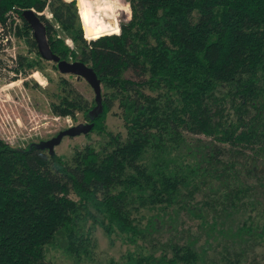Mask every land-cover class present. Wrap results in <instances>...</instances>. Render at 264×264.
Returning a JSON list of instances; mask_svg holds the SVG:
<instances>
[{
	"label": "trees",
	"instance_id": "16d2710c",
	"mask_svg": "<svg viewBox=\"0 0 264 264\" xmlns=\"http://www.w3.org/2000/svg\"><path fill=\"white\" fill-rule=\"evenodd\" d=\"M126 1L129 19L117 26L112 17H88L85 39L75 0H0V42L10 33L5 20L11 12L19 19L12 36L34 55L17 54L15 71L41 69L21 18L32 9L50 51L91 68L105 89L92 119L94 99L90 103L66 80L52 93L51 113L79 111L92 123L90 131L103 136L97 147L75 148L69 162L37 144L15 151L0 136V264H43L44 247L59 230L69 255L94 261V224L108 239L115 234L136 246L104 264H197L198 237L172 241L158 255L139 249L137 241L148 228L156 230L154 220L166 209L184 204L186 193L203 195L195 207L184 205L205 237L216 230L217 214L252 206L255 186L243 178H253L264 194V0ZM114 103L123 135L105 130ZM261 209L235 228L236 237L264 244ZM151 210L160 214H144Z\"/></svg>",
	"mask_w": 264,
	"mask_h": 264
},
{
	"label": "rangeland",
	"instance_id": "374dc122",
	"mask_svg": "<svg viewBox=\"0 0 264 264\" xmlns=\"http://www.w3.org/2000/svg\"><path fill=\"white\" fill-rule=\"evenodd\" d=\"M75 5L80 26L91 16L99 19L102 16L103 18L105 16L106 18H115L117 26L119 22L130 17V9L126 0H75ZM106 5H108L107 9H105ZM10 21L13 22L12 19ZM11 37L9 46L7 40L2 38L0 43L3 48L6 44L8 46L7 50H15L14 56L20 54L27 58L34 57L33 53L27 51L22 38ZM4 41L5 44H3ZM13 62L11 57L0 54V136L15 151H21L29 144L45 142L54 137L59 131L69 127L87 123L84 114L79 111L75 112L73 116H59L51 113L49 108V103L54 100L53 96L57 93L56 86L61 79L69 82L75 90L93 104L94 93L84 79L76 78L70 74H60L55 66H51L52 63L44 60L39 64L41 67L39 71H26V69L17 72L13 69ZM104 92L105 89L100 85L101 97H104ZM104 126L107 131L124 134L119 109L115 103L106 113ZM188 137L190 138L192 135H188ZM197 137L206 140L203 136ZM192 139L197 138L194 136L189 140ZM102 141V134L90 130L75 136L64 135L60 138L58 144L53 147L51 154L69 162L75 148H81L87 144L97 147L98 143ZM45 151L47 150L45 149ZM257 162L261 164L262 160L257 159ZM260 169H262L261 165L257 170ZM243 179L244 185L255 186L254 189L249 190L252 194V206L236 211L228 209L226 215L223 213L218 215L215 212L218 226L212 236H204L203 231L199 229V219L192 216L187 205H184L188 204L195 207V205H198L196 203L203 199V195L199 192L186 193L187 196L183 198L184 204H175L166 209L163 215L161 213V219L158 218V220H161L160 224L157 219L154 220L157 223L156 230L147 229L143 239L137 241V244L141 247L139 249L158 255L167 252V244L172 241L181 244L182 241H186L188 238L198 237V240L194 238L197 241L194 244V250L199 254L197 264H264V244H258L245 234L241 236V239L235 236V228L241 225L248 214L255 219L253 215L257 209L262 208L260 212L264 213V194L259 189L256 190V181L248 177ZM246 199L248 198H244L243 201H246ZM255 204L261 205L255 207ZM154 213L160 214V212L152 210L144 212L146 216ZM212 216L213 214L209 212L207 222H210ZM144 223H146V218L141 219V224ZM88 224H90L89 220L85 225L89 226ZM89 229L95 241L94 261L82 260L79 262L69 255L64 250V238L59 230L55 233L53 242L44 247L43 264H104L107 258L118 260L125 252L136 249V246L124 243L119 235L114 234L108 239L96 224L89 227ZM188 235L191 236L188 237ZM240 249H244V255H241V257L238 255Z\"/></svg>",
	"mask_w": 264,
	"mask_h": 264
},
{
	"label": "water",
	"instance_id": "95a60500",
	"mask_svg": "<svg viewBox=\"0 0 264 264\" xmlns=\"http://www.w3.org/2000/svg\"><path fill=\"white\" fill-rule=\"evenodd\" d=\"M21 18L29 26L31 30V37L33 38L36 45V51L42 60L55 64V67L60 74H70L75 76L76 78H82L90 86L94 93L93 99L96 104L93 109L88 112L89 118L92 119L93 116H96V112L100 110V85L93 70L80 61L70 62L61 60L58 56L50 51V48L46 41L44 25L42 24L34 10L26 9L21 11ZM81 29L83 30L82 25ZM117 33L118 32L114 34ZM91 127L92 123L77 124L65 130L59 131L54 137L45 142L38 143L37 146L41 149H46L49 153H52L53 147L58 144L62 136H75L81 133L84 134L88 132Z\"/></svg>",
	"mask_w": 264,
	"mask_h": 264
},
{
	"label": "built area",
	"instance_id": "2783aa9c",
	"mask_svg": "<svg viewBox=\"0 0 264 264\" xmlns=\"http://www.w3.org/2000/svg\"><path fill=\"white\" fill-rule=\"evenodd\" d=\"M10 19H12L13 20V22L12 21H10ZM17 24H19V19H18V17L16 16V15H13L11 12L8 14V16H7V18H6V20H5V27L7 28V30H9L10 29V33H8L6 36H5V40H7V42H8V40H9V42H10V39H12V32H13V30H14V26L15 25H17ZM3 44H5V41L3 42ZM8 44V46H9V44H11V43H7ZM6 44H5V47L4 48H1V50H0V54H3V55H7L9 58L11 57L12 58V60L14 61V58H15V56H14V52H15V50H7V47H8ZM12 47V46H11ZM6 53V54H5Z\"/></svg>",
	"mask_w": 264,
	"mask_h": 264
},
{
	"label": "flooded vegetation",
	"instance_id": "af4514ba",
	"mask_svg": "<svg viewBox=\"0 0 264 264\" xmlns=\"http://www.w3.org/2000/svg\"><path fill=\"white\" fill-rule=\"evenodd\" d=\"M119 28V27H118ZM85 38V37H84ZM87 123H90L88 120H87Z\"/></svg>",
	"mask_w": 264,
	"mask_h": 264
}]
</instances>
